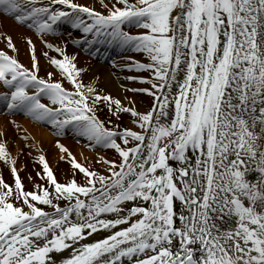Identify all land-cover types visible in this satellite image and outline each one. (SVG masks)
<instances>
[{
	"label": "snow or ice",
	"instance_id": "obj_1",
	"mask_svg": "<svg viewBox=\"0 0 264 264\" xmlns=\"http://www.w3.org/2000/svg\"><path fill=\"white\" fill-rule=\"evenodd\" d=\"M5 20L34 30L58 72L40 75L32 35L22 33L25 64L11 31H0L4 111L58 135L72 128L117 156L90 169L56 140L83 178L58 180L41 153L45 183L25 189L8 148V126H20L5 121L0 160L14 180L0 176V264H264V0H0ZM60 23L80 30L85 49L143 52L146 62L113 65L150 74L129 77L151 85L149 107L123 104L96 77L85 83L68 41L46 38ZM100 106L131 125L100 119Z\"/></svg>",
	"mask_w": 264,
	"mask_h": 264
},
{
	"label": "bare ground",
	"instance_id": "obj_2",
	"mask_svg": "<svg viewBox=\"0 0 264 264\" xmlns=\"http://www.w3.org/2000/svg\"><path fill=\"white\" fill-rule=\"evenodd\" d=\"M89 4H99V0H82ZM62 26V33L57 36H48L53 43L58 41H68V51H75L78 53L77 60L79 61L78 66L87 68V77L97 75L101 88L111 93L112 96L119 98L120 100L129 101L130 99L135 101V105L142 108L143 110L150 104V99L147 98V93L143 92L144 87H148L147 84L138 79H129V77H136L140 75H147L146 70L133 68H120L113 65V60L117 57L125 58L127 56H134L136 59L145 61V55L141 51L125 50L115 45L104 44L96 42L90 49H85L83 43H76V38L83 35L79 29H74L70 24L60 23ZM131 26V25H130ZM8 30L11 31L17 43L20 45V59L25 64L29 63V54L26 46L22 41V33L27 32L33 36L36 43L37 58L39 64L49 71H57L54 66L50 65V61L47 57L42 55V51H48L49 55H57L54 51L48 50L44 47L40 41L38 35L35 34L34 30L30 31L26 28H19L14 25L11 20H5L3 24H0V31ZM132 32H138L143 29L132 28L128 29ZM2 46V45H0ZM112 50L111 57H108V51ZM64 83L68 82L64 80ZM47 103V100H45ZM22 115H25L21 117ZM19 115H0V126L4 125L5 121L15 120L20 126L19 131L12 125L8 126L9 136V151L14 157H16V164L21 165L20 159H24V163L31 168L33 173L39 160L38 157L43 153L48 160L51 167L56 170V175L59 180H62L70 173L71 164L69 160H65L66 154L61 152L56 140H60L75 156L79 163L83 161H89L99 155L107 156L109 158H115V150L110 147H102L99 145L89 146L91 141L87 140L83 136L79 135L72 128H65L62 134L58 135L54 126L44 123L37 122L30 118L26 114ZM99 116V115H98ZM103 117V116H102ZM100 119H102L100 117ZM127 125H131V121L127 119ZM23 135H29V140H24ZM35 144V147H28V145ZM19 153V154H18ZM0 176L6 181L10 180V168L2 160L0 161ZM25 183L32 185V179L27 175L25 176ZM101 233L103 230H100ZM96 235V234H94ZM52 255L57 260L63 259L64 256L68 255L67 250H62V253L53 252Z\"/></svg>",
	"mask_w": 264,
	"mask_h": 264
},
{
	"label": "rangeland",
	"instance_id": "obj_3",
	"mask_svg": "<svg viewBox=\"0 0 264 264\" xmlns=\"http://www.w3.org/2000/svg\"><path fill=\"white\" fill-rule=\"evenodd\" d=\"M86 70H87V68H86ZM45 74V70L44 69H42V71H40V75H44ZM148 75H150L149 73H148ZM93 77H96L97 78V84H98V86H99V88L100 89H102L101 88V86H100V83H99V80H98V76L96 75H93V76H88L87 77V75H85L84 77H83V79H84V82L85 83H87L91 78H93ZM151 85L149 84V87H150ZM149 94V93H148ZM115 97V96H114ZM147 98H149L150 99V101H151V103L153 102V100H152V97L150 96V94L148 95V97ZM122 101V103L123 104H128L129 103V101H126V100H121ZM150 103V104H151ZM149 104V105H150ZM149 105H148V107H149ZM135 107L138 109V110H143L142 108H140V107H138V106H136L135 105ZM147 107V108H148ZM97 115H99V116H103V118L102 119H104L105 120V118L106 117H111L112 119H113V122L114 123H117V124H119L121 127L122 126H127V124H126V121H127V119H129V117H128V114H123L122 116H121V118L119 119V120H117L115 117H113L112 116V113L109 111V109L107 108V107H105V106H100L99 107V110H98V112H97ZM106 126H109V127H111L112 125H106ZM23 160V159H22ZM22 163V165L21 166H19L18 168H17V170H18V174H19V176H20V178H21V180H22V183H23V185H24V187H25V189H33V187H34V182H39V183H45V181L44 180H41V178L39 177V176H37V172L39 171V172H42V170H43V165L42 164H38L37 165V167H36V169H35V173L36 174H34L32 171H31V169L24 163V160L21 162ZM83 164L86 166V167H89L90 169L91 168H95V169H98V170H103V167H102V165H101V163L99 162V158L97 159V157H94L93 159H91V160H89V161H83ZM73 173V174H72ZM28 176L29 178H31L32 179V185H29V184H26L25 183V176ZM72 176H75L76 178H77V180H80V179H82L83 178V174L82 173H80L79 172V170H76L75 172H73L72 171V167H71V169H70V173L67 175V177H64L62 180H60V181H66L67 179H68V177L69 178H72ZM14 180V177L11 175V173H10V180L8 181V182H12ZM59 180V179H58ZM47 186V185H46ZM61 204H64V203H66V201H61L60 202ZM42 206V205H41Z\"/></svg>",
	"mask_w": 264,
	"mask_h": 264
}]
</instances>
